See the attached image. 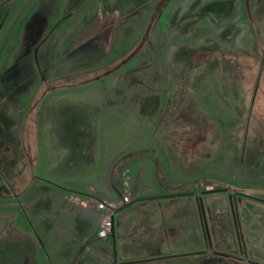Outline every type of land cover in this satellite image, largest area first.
<instances>
[{
    "label": "rangeland",
    "instance_id": "rangeland-1",
    "mask_svg": "<svg viewBox=\"0 0 264 264\" xmlns=\"http://www.w3.org/2000/svg\"><path fill=\"white\" fill-rule=\"evenodd\" d=\"M7 2V15L0 8L7 16H0V153L87 144L92 169L83 183L96 184L101 165L112 185L119 180L118 202H95L102 219L124 194L131 199L124 181L142 186L154 177L159 191L192 195L146 208L158 224L145 257H164L63 255L62 218L44 210L49 260L41 250L38 262L0 256V264H264V0Z\"/></svg>",
    "mask_w": 264,
    "mask_h": 264
},
{
    "label": "crops",
    "instance_id": "crops-1",
    "mask_svg": "<svg viewBox=\"0 0 264 264\" xmlns=\"http://www.w3.org/2000/svg\"><path fill=\"white\" fill-rule=\"evenodd\" d=\"M54 87L48 84L45 88ZM49 100L52 101L47 99ZM54 145L62 147L11 148V155H6L7 157L4 152L0 153V160L4 158V162L0 161V168L3 170L0 171V250L5 252L4 255L25 257L26 254L31 261L33 258L38 261L40 251L42 250L43 255L46 249L52 247L46 244L52 239V228L46 220L47 212L44 213V210H56L55 217L62 218L63 255L70 252V257H73L75 251L82 249L101 259H106V254L109 253L111 260L115 261L109 228L103 225L102 217L98 218L94 210L101 212L100 209L97 210L96 200L114 203L119 201V180L115 179L112 185L106 170L104 171V165H101L97 183H83L86 171L92 169L84 160L86 149L90 147L80 144L77 148H67L65 144L57 142ZM91 148H97L96 141H93ZM106 160L111 164L113 157ZM153 178H146L142 186H132L125 181L121 185L131 199L135 196H155L171 192L153 188L158 182ZM27 184L32 186L31 191L25 188ZM177 195L181 194L155 196L131 203V199L128 202L121 200L116 208L105 215L113 218L116 260L128 262L148 256L151 240L155 239H151L152 227H156L158 222L146 213V208L152 201L162 199L167 201V206L177 203ZM125 203L127 204L121 207ZM91 207L94 208L90 209ZM127 207L133 211L124 214ZM173 207H169L172 215ZM170 222L175 225L177 223L173 218ZM38 225L39 232L34 228ZM154 230L156 232V228ZM40 233L42 239L38 238ZM41 241L44 245L40 244ZM13 247L17 252H10ZM24 250L27 251L24 253ZM53 254V251L50 252V256ZM45 256L46 253L43 257Z\"/></svg>",
    "mask_w": 264,
    "mask_h": 264
},
{
    "label": "water",
    "instance_id": "water-1",
    "mask_svg": "<svg viewBox=\"0 0 264 264\" xmlns=\"http://www.w3.org/2000/svg\"><path fill=\"white\" fill-rule=\"evenodd\" d=\"M219 188H209V189H205L204 191H215L218 190ZM191 194V191H184V192H178L177 194ZM176 193H166V194H160V195H155V196H170V195H174ZM155 196H136L134 198H132L130 200L131 202L137 201V200H141V199H147V198H151V197H155ZM194 199L196 201V207H197V211H198V217H199V222H200V228H201V232H202V236L204 239V242H207L208 240V232H207V228L204 224V219H203V209L201 206V200L200 197L198 195L194 196ZM229 202H230V209L232 212V216L234 219V224H235V230H236V236H237V240H238V244L239 246L242 243V239L239 236V232H238V227H237V221H236V214H235V209H234V205H233V200L232 197L229 195ZM127 203L123 204L121 207L125 206ZM110 221H111V225L109 227V232H110V236H111V240H112V247H113V259L116 260V250H115V235H114V225H113V218L110 217ZM199 252L204 251V249L198 250ZM160 257H164L162 255L160 256H152V257H148V258H144V259H153V258H160ZM143 259V258H142ZM137 260V259H135ZM135 260H130V261H135Z\"/></svg>",
    "mask_w": 264,
    "mask_h": 264
},
{
    "label": "trees",
    "instance_id": "trees-1",
    "mask_svg": "<svg viewBox=\"0 0 264 264\" xmlns=\"http://www.w3.org/2000/svg\"><path fill=\"white\" fill-rule=\"evenodd\" d=\"M8 0H3V1H1V2H4V3H2V4H0V8L3 6L4 8H5V10H6V15H7V11H9V10H11L12 8H13V6H12V8H10V6L8 5V2H7ZM11 1V0H10ZM15 1V0H14ZM10 4V3H9ZM10 8V9H9ZM3 15L4 14H2V15H0L1 16V18H2V21L5 19V17H7L6 15H5V17H3ZM36 16V13H31V15H30V17H29V23L31 22V20L34 18ZM28 23V22H27ZM39 28H42L41 27V25L39 24ZM139 46V45H138ZM136 48H138L137 46H136ZM110 168H111V166H110ZM192 192V191H191ZM124 195H126V194H124ZM136 197V196H135ZM99 201V200H98ZM129 201V200H128ZM112 203H114V202H112ZM96 204V203H95ZM115 204V203H114ZM115 208V207H114ZM113 208V209H114ZM106 218V217H105ZM110 218V217H109ZM104 219V218H103ZM27 250H24V253L26 252ZM10 252L11 253H14V252H17V250H16V248L15 247H13L11 250H10ZM46 253V252H45ZM5 254V252L4 251H1L0 250V256L1 257H4L5 258V260L7 259V260H9V261H11L12 263H14L15 261H18V260H21V259H23V256H18V257H15V255H4ZM216 254H219V256H222V257H226V256H230V254H224V253H220V252H218V253H216ZM48 256V255H47ZM47 256H45L44 257V259H48L49 257H47ZM24 258H26L27 260H28V262H30L32 259H30L28 256H26V254H25V257ZM49 260V259H48ZM219 260H224V259H219ZM34 261L35 262H38V261H36L35 259H34Z\"/></svg>",
    "mask_w": 264,
    "mask_h": 264
},
{
    "label": "built area",
    "instance_id": "built-area-1",
    "mask_svg": "<svg viewBox=\"0 0 264 264\" xmlns=\"http://www.w3.org/2000/svg\"><path fill=\"white\" fill-rule=\"evenodd\" d=\"M128 200H129V198H128L127 195H123L122 196V202H127ZM97 207L103 208V207H106V204L104 203V201L99 200L97 202ZM103 225L106 226L107 228L110 227L111 221H110V218L109 217H106V218L103 219Z\"/></svg>",
    "mask_w": 264,
    "mask_h": 264
}]
</instances>
